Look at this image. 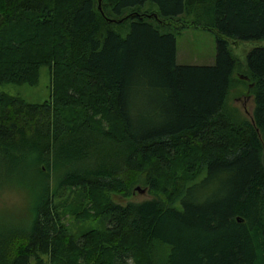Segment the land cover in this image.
Returning a JSON list of instances; mask_svg holds the SVG:
<instances>
[{"label": "trees", "instance_id": "16d2710c", "mask_svg": "<svg viewBox=\"0 0 264 264\" xmlns=\"http://www.w3.org/2000/svg\"><path fill=\"white\" fill-rule=\"evenodd\" d=\"M190 25L215 32V64L177 62L163 27ZM261 39L264 0H0V83L51 73L44 102L0 92V192L26 194L0 264H264V45L237 80L252 118L226 107L230 42ZM137 183L153 197L111 198ZM66 190L98 224L70 227Z\"/></svg>", "mask_w": 264, "mask_h": 264}, {"label": "rangeland", "instance_id": "374dc122", "mask_svg": "<svg viewBox=\"0 0 264 264\" xmlns=\"http://www.w3.org/2000/svg\"><path fill=\"white\" fill-rule=\"evenodd\" d=\"M190 19L189 17H184ZM113 30L126 34L129 30L127 23L119 24L112 23ZM175 33L177 42V62L179 64L190 65H213L216 62L217 55V40L213 30L194 25L186 26L181 29L174 27H163ZM264 45V39L245 41V42H230L229 47L232 56L237 61V66L234 69L231 81V88L227 96L226 107L230 110L235 109L236 119L247 118L253 116L254 97L250 92L248 83L237 81L244 79V72L247 67V55L256 46ZM0 92H5L10 95L20 96L29 102L41 103L47 100L51 94V73L48 66H43L40 71L39 83L36 85L16 84V83H0ZM139 187V189H138ZM61 196H59L60 198ZM71 198L70 210L67 211L66 220L70 227L76 232H81L85 227L98 224L97 222L78 220L71 211H75L77 202L85 198L82 192L74 193V191L66 190L62 198ZM153 194L149 192L148 186L144 183H137L129 196H124L118 193H112L111 198L119 203L126 204L128 201H142L152 198ZM26 207V194L17 189H5L0 192V217L6 216L16 218L24 213ZM16 216V217H13ZM31 264H34L33 260Z\"/></svg>", "mask_w": 264, "mask_h": 264}, {"label": "water", "instance_id": "95a60500", "mask_svg": "<svg viewBox=\"0 0 264 264\" xmlns=\"http://www.w3.org/2000/svg\"><path fill=\"white\" fill-rule=\"evenodd\" d=\"M101 2H102V0H99V7L100 8H101ZM111 21H114V20H111ZM120 21H122V20H120ZM138 189H139V187H138ZM238 220H242V219L239 217Z\"/></svg>", "mask_w": 264, "mask_h": 264}]
</instances>
